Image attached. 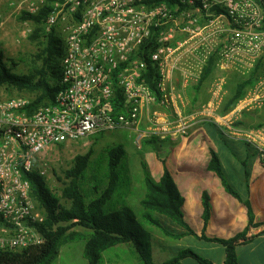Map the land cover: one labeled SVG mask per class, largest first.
<instances>
[{
	"label": "built area",
	"instance_id": "built-area-1",
	"mask_svg": "<svg viewBox=\"0 0 264 264\" xmlns=\"http://www.w3.org/2000/svg\"><path fill=\"white\" fill-rule=\"evenodd\" d=\"M10 1L11 15L36 16L49 8L44 29L57 32L65 47L55 103L29 113L32 102L26 97L0 100V252L21 253L46 241L39 228L46 215L25 175L35 172L47 179L61 151L100 133L138 129L144 113L151 111L153 134L163 140L187 137L193 125L177 106L172 76L189 54L201 64L193 53L204 31L201 18L220 8L218 18L228 25L251 29L260 26L261 13L252 0ZM4 23L0 14V29ZM23 27L30 35L35 25L25 21ZM153 33L157 41L149 61L157 68L156 92L143 76L147 64L139 56ZM118 90L122 111L115 102ZM252 104H264V77L248 103ZM159 108L169 114L162 116ZM204 109L203 114L216 116L218 108ZM215 122L223 132L226 129L228 138L241 137L264 161V129H234L231 119L218 116Z\"/></svg>",
	"mask_w": 264,
	"mask_h": 264
},
{
	"label": "trees",
	"instance_id": "trees-1",
	"mask_svg": "<svg viewBox=\"0 0 264 264\" xmlns=\"http://www.w3.org/2000/svg\"><path fill=\"white\" fill-rule=\"evenodd\" d=\"M264 11V0H256ZM173 2L171 1V4ZM216 15L221 10H214ZM49 8L44 9L39 15L32 16L22 13L18 16L21 22L32 21L35 25L29 39L37 44L36 59L39 67L34 72L27 74H16L4 61L3 53L0 51V89L10 88L20 92H33L37 98L28 107L32 113L39 107L55 103L56 96L60 91L62 76L61 60L65 53L62 37L55 31L46 33L44 23ZM155 32H157L155 30ZM157 33H153L150 40L140 50V57L146 62L147 67L143 74L147 84L153 91H157V68L149 61V54L156 48ZM215 58L212 57L207 68L204 69L198 84L193 87L194 96L192 102H197L200 90L209 80L215 66ZM255 82L252 78L244 79L232 91V97L227 102V109L232 110L237 103L245 96L248 88L253 87ZM115 98L116 107L122 111L121 104L123 96L118 90ZM191 90L189 92V95ZM226 108V107H225ZM226 142L224 133L214 124ZM104 133L98 134L95 138L99 140ZM156 140V138L154 139ZM158 140V139H157ZM90 151L85 156H77L73 167L66 172L69 184L62 192L63 199L69 201V208L60 204V200L52 194L47 186L46 178L38 173L25 175L31 184V194L39 208L45 215L46 221L40 225V231L45 237V243L39 247L32 248L21 253L0 252V264H49L52 258L58 255L62 244L69 241V233L76 227H81L90 235L85 239L84 254L89 264H101L106 251L120 245H130L134 248L140 264H183L185 260L193 259L198 264H215L192 249L179 251L176 256L163 263H156L153 258V239L150 232L145 228L138 214L129 205L123 203L115 204V199L121 197L126 188V182L121 176V164L125 151L121 146L113 148L108 152V173L105 181L93 179L91 186L88 184L87 176L90 168ZM164 164V174L160 181H156L146 170L145 185L146 195L142 200V219L146 223L161 229L165 234L175 238L192 236L207 243H214L225 249L226 260L224 264H239L237 249L245 245L249 240L248 233L264 223H256L252 205L249 200L243 201L240 195L229 185L225 178L224 168L218 155L211 150V161L209 169L215 172L223 181L229 194L239 199L247 208L248 225L244 232L237 234L231 239L209 238L202 234L197 235L186 223L182 211L184 198L182 197L171 173ZM247 166V165H245ZM247 173V177H248ZM204 220L207 221L211 215V199L208 193L203 196ZM159 216V217H158ZM165 217L178 227L184 230L183 233L170 232L161 221ZM0 225L3 221L0 218ZM261 234H264V229ZM73 241L79 239L78 233H72Z\"/></svg>",
	"mask_w": 264,
	"mask_h": 264
},
{
	"label": "rangeland",
	"instance_id": "rangeland-1",
	"mask_svg": "<svg viewBox=\"0 0 264 264\" xmlns=\"http://www.w3.org/2000/svg\"><path fill=\"white\" fill-rule=\"evenodd\" d=\"M255 8L259 10L260 26L251 29L228 25L226 21L218 18L214 9L211 15L205 14L201 18V27L204 29L202 36L195 42L199 44L193 53L200 59L194 61L189 54L173 73L172 84L177 94V106L181 110L183 117H186L191 125L201 123L214 124L216 116L231 119L234 129L243 131H253L264 129V104L248 105L250 99L256 93L259 83L264 77V11L256 2L252 0ZM7 0H0V14L5 18V23L0 29V51L3 53L4 61L16 74H27L34 72L39 67L37 62V44L33 43L25 32L23 23L18 19L17 14L11 15L12 9L8 7ZM254 8V9H255ZM220 9V8H219ZM252 9V13H254ZM221 10V9H220ZM223 11V10H221ZM222 13V12H221ZM248 21L253 24L255 19L251 17ZM183 39V37H178ZM249 43V44H248ZM261 45L257 50L256 46ZM228 46V50L226 49ZM230 49H233L232 51ZM228 55V57H226ZM215 58V66L209 80L204 84V90L197 102H192L195 87L201 78L203 71L207 68L210 59ZM192 59V60H191ZM190 61L185 63V61ZM200 76L197 78L196 77ZM252 78L255 82L253 87L247 89L245 96L232 108L227 109V102L232 97L233 89L244 79ZM187 82L188 88L183 87V82ZM216 87L220 90L218 97L220 104L215 103L217 111L214 114H203L205 100L210 96V91ZM191 93L189 95L190 91ZM13 97H26L33 102L37 94L33 92H20L15 89L1 88L0 100ZM209 100V99H208ZM218 102V101H216ZM248 105V106H247ZM226 107V108H225ZM160 114L165 116L169 113L159 108ZM153 111L144 113L142 122L138 129H119L110 133H104L99 140L96 136H91L82 140L79 145L72 146L68 150L60 152L52 164V171L46 179L47 186L59 200L60 204L69 208L71 203L63 199L62 192L69 184L66 172L69 171L77 156H85L90 151V168L87 176L88 184L91 186L94 178L105 181L108 173V152L121 146L125 151L121 164V176L126 182V188L121 197L115 199L118 206L125 203L132 207L142 220L145 228L150 232L153 239V258L156 263H163L172 259L176 254L184 249L192 248L200 256L211 259L212 253L207 246L196 242L192 238H175L165 234L161 229L154 227L142 219L144 212L142 200L146 195L145 172L151 174L147 163L149 156L157 155L158 159L163 158L166 150L162 144L165 140L152 133L151 118ZM218 127V126H217ZM219 128V127H218ZM222 131V130H221ZM223 132V131H222ZM226 129L224 136L228 139ZM156 138V140H154ZM158 139V140H157ZM224 152V151H223ZM257 154V151H255ZM152 176V175H151ZM159 217V216H158ZM165 227L173 234L181 233L180 227L165 217H161ZM72 233H78L79 239L73 241ZM70 239L62 244L57 256L51 259L49 264H89L85 257V239L89 233L81 227H76L69 233ZM192 237V236H190ZM186 264H198L195 260L189 259ZM101 264H140L134 248L130 245H120L108 250L103 255ZM183 264H185L183 262Z\"/></svg>",
	"mask_w": 264,
	"mask_h": 264
},
{
	"label": "crops",
	"instance_id": "crops-1",
	"mask_svg": "<svg viewBox=\"0 0 264 264\" xmlns=\"http://www.w3.org/2000/svg\"><path fill=\"white\" fill-rule=\"evenodd\" d=\"M7 2L9 5L11 1ZM186 83L183 82L184 88H188ZM203 90L204 87L200 92L203 93ZM188 92L190 91L186 93ZM209 93L211 97L208 95L204 106L220 104V90L214 87ZM162 146L167 151L163 158L158 159L154 154L147 159L151 175L156 181H160L164 174V161L184 198L182 211L185 221L197 235L228 240L244 232L248 225L246 206L229 194L222 179L209 169L211 150L218 155L229 185L243 201L251 202L255 222L264 223V161L241 137L230 135L225 142L214 126L201 123L193 125L187 137L179 135L169 138ZM205 193L211 199V215L207 221L204 220ZM263 229L264 227L252 229L248 233V237L252 239L238 247L239 264H264ZM180 232L183 233L184 230L181 229ZM187 238L206 245L213 255L209 258L213 263H225L226 254L222 246L195 237ZM187 262L189 261H184L185 264Z\"/></svg>",
	"mask_w": 264,
	"mask_h": 264
}]
</instances>
